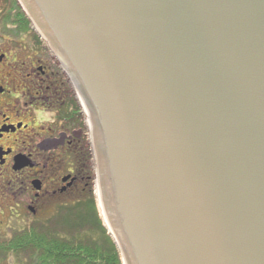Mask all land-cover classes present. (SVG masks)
<instances>
[{
    "label": "water",
    "instance_id": "1",
    "mask_svg": "<svg viewBox=\"0 0 264 264\" xmlns=\"http://www.w3.org/2000/svg\"><path fill=\"white\" fill-rule=\"evenodd\" d=\"M17 2L88 118L121 263L264 264V0Z\"/></svg>",
    "mask_w": 264,
    "mask_h": 264
},
{
    "label": "flooded vegetation",
    "instance_id": "2",
    "mask_svg": "<svg viewBox=\"0 0 264 264\" xmlns=\"http://www.w3.org/2000/svg\"><path fill=\"white\" fill-rule=\"evenodd\" d=\"M11 2L0 3V199L27 203L32 221L44 204L84 180L82 159L69 162L71 150L80 153L83 121L58 60L19 20L9 19Z\"/></svg>",
    "mask_w": 264,
    "mask_h": 264
},
{
    "label": "rangeland",
    "instance_id": "3",
    "mask_svg": "<svg viewBox=\"0 0 264 264\" xmlns=\"http://www.w3.org/2000/svg\"><path fill=\"white\" fill-rule=\"evenodd\" d=\"M16 4L12 1V9L9 11V19L21 21L17 13V7L21 9L17 0ZM1 3V0H0ZM15 6V8H14ZM24 13V12H23ZM28 19V18H27ZM30 22V21H29ZM25 31H32L34 36L41 38L32 28L31 23L22 28ZM42 41V40H41ZM43 42V41H42ZM45 44V43H44ZM67 90L70 91L68 88ZM68 96H71L68 95ZM73 99V98H72ZM76 104V103H75ZM79 104V102H77ZM80 106V104H79ZM82 112V117L80 118L82 122V132L81 139L77 142L80 145V153L74 152L71 150L70 153V163H77L79 158L82 159V163L85 168V177L82 183L79 185V189H75L73 192H69L64 196H55L52 201L43 205V209L38 215L37 218H33L32 221L29 220L27 209L23 207L24 204H27L23 201L21 203H16L13 200H4L0 199V240L10 238V236L15 232H21L28 228L30 225L37 224H46L54 225L57 228L59 234L62 233V228L65 226L63 222L70 221L69 223L74 225H79L82 230L80 231V238H83L85 235L90 236L91 238H97L100 236L99 230H97L98 218L101 221L100 209L98 206L97 200V176L95 168V160L92 148L90 146V135L88 131V126L86 124L85 115L81 107H79ZM75 106L76 111L80 109ZM81 116V115H80ZM75 129H78V124L74 126ZM83 189V190H81ZM79 203V208H72L77 206ZM73 222V223H72ZM102 237V236H101ZM111 239V238H110ZM0 264H28L27 259L24 256H5L0 255Z\"/></svg>",
    "mask_w": 264,
    "mask_h": 264
},
{
    "label": "trees",
    "instance_id": "4",
    "mask_svg": "<svg viewBox=\"0 0 264 264\" xmlns=\"http://www.w3.org/2000/svg\"><path fill=\"white\" fill-rule=\"evenodd\" d=\"M12 1L16 4L15 0ZM17 13L21 17L19 26L27 30L29 20L18 7ZM72 208H79V203ZM97 220L96 228L100 234L97 238L87 235L80 238L82 228L66 220L62 235L55 224L30 225L21 232L13 233L10 238L0 240V255L24 256L28 264H122L108 232L99 218Z\"/></svg>",
    "mask_w": 264,
    "mask_h": 264
},
{
    "label": "bare ground",
    "instance_id": "5",
    "mask_svg": "<svg viewBox=\"0 0 264 264\" xmlns=\"http://www.w3.org/2000/svg\"><path fill=\"white\" fill-rule=\"evenodd\" d=\"M84 115H85V119L87 120V126H88V118H87V116H86V113H85ZM96 196H97V200H98V192H97ZM98 206H99V201H98ZM99 209H100V208H99ZM100 215H101V220H102L103 224L107 227L109 233L112 234V232H111V230H110V228H109V226H108V224H107V221H106V219L104 218V216H103L101 210H100Z\"/></svg>",
    "mask_w": 264,
    "mask_h": 264
}]
</instances>
